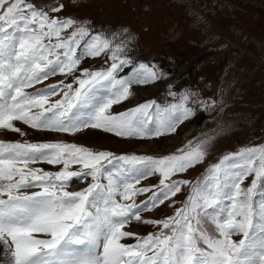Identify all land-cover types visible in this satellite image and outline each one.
Wrapping results in <instances>:
<instances>
[{"label": "snow or ice", "instance_id": "snow-or-ice-1", "mask_svg": "<svg viewBox=\"0 0 264 264\" xmlns=\"http://www.w3.org/2000/svg\"><path fill=\"white\" fill-rule=\"evenodd\" d=\"M62 8L0 0V131L26 135L20 122L55 133L91 128L152 138L175 133L194 115L185 106L187 96L164 109L152 101L114 113L134 85L155 82L161 74L146 64L132 65L120 55L124 45L113 47L85 24L49 15ZM109 51L108 68L79 67ZM128 66L129 73L118 76ZM57 75L73 79L36 87ZM207 143L188 141L157 158L116 156L64 141L0 140V264H264V144L223 155L194 183L172 179L203 162ZM38 163L59 169L47 171ZM153 175L158 184L141 186ZM249 176L250 185L243 187ZM74 179L90 182L69 191ZM185 185L190 192L173 215L142 216L165 201L174 204ZM144 194L149 195L137 202ZM254 196L260 199L254 202ZM132 221L159 230L140 236L126 230ZM132 237L135 243L122 242Z\"/></svg>", "mask_w": 264, "mask_h": 264}, {"label": "rangeland", "instance_id": "rangeland-1", "mask_svg": "<svg viewBox=\"0 0 264 264\" xmlns=\"http://www.w3.org/2000/svg\"><path fill=\"white\" fill-rule=\"evenodd\" d=\"M48 10L63 5L59 12H49L60 19L72 18L85 24L93 33H101L112 41L113 47L124 45L121 56L132 65L146 64L161 74L160 79L146 85H134L132 95L114 105V113H123L139 104L154 101L164 109L180 103L194 115L185 120L175 133L152 138L118 137L100 129L86 128L76 134L55 133L32 129L17 122L26 135L0 131L4 141H64L93 150L120 155L163 157L175 153L188 141L195 144L207 140L202 163L177 174L172 179L195 182L217 159L244 146L264 144V0H29ZM65 32L64 35H67ZM146 45V46H145ZM149 60H145V56ZM111 51L96 58H86L80 68L90 71L106 69L112 63ZM125 67L118 76L129 73ZM75 75H80L77 71ZM72 77H50L37 88ZM26 91H33L27 89ZM175 93V95H172ZM58 97H53L56 99ZM215 107V113H207ZM217 107V108H216ZM194 125L195 130L184 134ZM132 143V145H130ZM35 167L57 171L59 166L38 163ZM249 176L243 183H251ZM88 181L73 180L69 191H79ZM158 175L141 181V186L156 185ZM191 185L171 201L143 212L144 218L164 219L173 215L188 196ZM138 196L137 202L147 198ZM254 202L259 196H254ZM209 232L210 224H205ZM128 231L144 236L159 230L158 226L132 221ZM239 235L233 239L239 240ZM135 243V237L125 238Z\"/></svg>", "mask_w": 264, "mask_h": 264}, {"label": "bare ground", "instance_id": "bare-ground-1", "mask_svg": "<svg viewBox=\"0 0 264 264\" xmlns=\"http://www.w3.org/2000/svg\"><path fill=\"white\" fill-rule=\"evenodd\" d=\"M217 108V107H216ZM215 113V107L214 108H212L211 109V111L210 112H208L207 114L208 115H211V114H214ZM195 126L194 125H192V128L190 129V130H188L185 134H184V136H189L194 130H195ZM130 145H132V143L130 144Z\"/></svg>", "mask_w": 264, "mask_h": 264}, {"label": "crops", "instance_id": "crops-1", "mask_svg": "<svg viewBox=\"0 0 264 264\" xmlns=\"http://www.w3.org/2000/svg\"><path fill=\"white\" fill-rule=\"evenodd\" d=\"M143 55H144V54H143ZM147 55H148V54H147ZM147 55H144L146 61L149 60Z\"/></svg>", "mask_w": 264, "mask_h": 264}, {"label": "trees", "instance_id": "trees-1", "mask_svg": "<svg viewBox=\"0 0 264 264\" xmlns=\"http://www.w3.org/2000/svg\"><path fill=\"white\" fill-rule=\"evenodd\" d=\"M146 46V45H145Z\"/></svg>", "mask_w": 264, "mask_h": 264}]
</instances>
